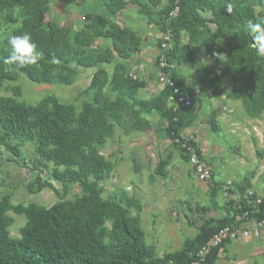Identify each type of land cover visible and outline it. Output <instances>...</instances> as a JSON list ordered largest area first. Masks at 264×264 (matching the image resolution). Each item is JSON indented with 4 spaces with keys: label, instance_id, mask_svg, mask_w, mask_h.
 Returning <instances> with one entry per match:
<instances>
[{
    "label": "rangeland",
    "instance_id": "374dc122",
    "mask_svg": "<svg viewBox=\"0 0 264 264\" xmlns=\"http://www.w3.org/2000/svg\"><path fill=\"white\" fill-rule=\"evenodd\" d=\"M124 1L127 10L110 16L106 0H42L47 9L43 24L67 29L74 35L85 25H92L93 32H104L113 23L134 34L139 51L126 60L113 55L111 64H98L90 69L71 63L70 86L37 85L19 77L16 82L1 85L0 98H12L30 107L52 98L79 113L84 103H91L92 92L88 91V86L97 73L106 81L104 98L109 102L116 101L117 95L110 90L109 82L117 66H121L125 77L142 84L135 96L136 103H147L162 95L160 74L171 78L174 73L185 83L196 119L181 136L192 138L211 169L210 183L200 184L194 179L183 154L166 133L167 122L155 112L145 111L130 101L127 104L131 112L123 115L121 127L114 125L111 137L97 149L111 165L99 184L102 198L117 199L124 194L139 202L140 212L131 209L130 215L138 217L144 242L153 257L159 259L181 252L202 227L215 228L217 222L226 217L238 221L240 216H235V209L246 192L264 198V113L256 117L245 113L242 105L244 83L240 75L217 65L211 56L212 49L223 54L221 59L225 60L230 34L203 33L198 36L182 33L181 49L174 63L169 65L171 68L164 73L159 67L160 56L166 55L161 43L163 37L169 35L171 48V35L162 31L159 15L167 0H137L151 12L150 20L140 15L136 7H131V0ZM154 1L157 6L153 5ZM258 12L260 10L256 9L253 14ZM8 15L17 20L18 9L0 12V50L3 51H8L7 36L19 25L18 22L8 23ZM109 45L96 38L90 50L71 46V55L92 59ZM14 88L19 89L18 97L13 95ZM168 104L171 107V103ZM132 113L137 114L139 123ZM20 151V158L15 159L0 147V198L8 197L12 207L36 205L49 208L81 196L77 184H70L64 190L51 182V166L43 169L42 174L33 171L34 154L30 145H22ZM30 184H33L32 193L27 190ZM42 184L52 188L45 187L37 192ZM6 216L11 219L9 237L18 238L19 229L26 223L24 216L12 211ZM238 223V228H253L252 223L240 220ZM211 264H264V226L255 241L225 243Z\"/></svg>",
    "mask_w": 264,
    "mask_h": 264
},
{
    "label": "trees",
    "instance_id": "16d2710c",
    "mask_svg": "<svg viewBox=\"0 0 264 264\" xmlns=\"http://www.w3.org/2000/svg\"><path fill=\"white\" fill-rule=\"evenodd\" d=\"M106 2L110 16L120 13L127 5L124 0ZM130 3L138 6L140 15L151 19L152 14L145 5L137 0ZM157 4V1L153 2L154 6ZM178 7L176 18L168 19L173 1L167 0L159 15L162 31L171 35V50L165 55L167 65L176 60L182 33L198 36L228 33L230 39L225 60L217 59L214 54L219 52L212 49L211 56L217 65L240 75L244 83L242 105L245 113L249 117L264 113V58L256 54L247 30L249 21L264 20L263 0H178ZM13 9H18V19L8 15L6 20L19 25L11 35L30 33L43 58L39 67L18 69L15 65L4 64L8 51L0 50V87L6 82H16L19 77L37 85L70 86L71 63L90 69L98 64H111L113 55L126 60L139 51L134 34L113 23L104 32H93L92 25H85L80 32L71 35L67 29L43 24L47 9L42 0H0V12ZM256 9L260 12L254 15ZM96 38L110 44L102 54H95L92 59L72 57L71 46L90 50ZM162 72L168 71L163 69ZM170 79L181 94L187 95L181 79H177L174 73ZM105 84L103 75L92 76L88 86V91L92 92L91 103H84L79 113L52 98L43 99L33 107L24 106L12 98H0V147L19 159L20 147L30 145L34 154L33 171L42 174L43 169L51 166V182L64 190L70 184H77L81 192V196L73 201L58 202L49 208L36 205L12 207L8 197L0 198V264H192L197 260L198 251L219 229L239 227L234 217H226L218 221L215 228H200L181 252L159 259L153 257L144 242L138 217L130 215L131 209L140 212L139 202L124 194L117 199L102 198L99 184L109 173L111 165L97 149L111 137L114 125L121 127L123 115L131 112L128 101L165 120L166 133L173 144L195 121L196 113L190 106L173 111L168 104V88L163 89L162 95L155 100L136 103L135 96L142 84L125 77L121 66L116 67L109 82L110 90L117 95L115 102L104 98ZM13 95L19 96L18 88L13 89ZM132 114L139 123L137 114ZM174 146L182 153L177 145ZM183 160L187 163L184 155ZM32 187L33 184L27 186L28 192L32 193ZM45 187L52 188L49 184H42L36 191ZM247 210L246 203L240 201L235 216H241ZM9 211L23 215L26 220L18 231V238L9 237L11 219L6 216ZM261 218V212L252 213L249 221H260ZM223 245L225 243L212 249L202 264H211Z\"/></svg>",
    "mask_w": 264,
    "mask_h": 264
},
{
    "label": "built area",
    "instance_id": "2783aa9c",
    "mask_svg": "<svg viewBox=\"0 0 264 264\" xmlns=\"http://www.w3.org/2000/svg\"><path fill=\"white\" fill-rule=\"evenodd\" d=\"M173 1V9L168 15V19L176 18L179 7L178 0ZM170 36L167 35L163 37L161 43V49L166 53L171 50L169 46ZM159 67L161 70L171 68L167 65L165 61V56H160L159 59ZM159 83L162 89L168 88L170 89V97L169 102L173 107V111H179L186 109L190 106V102L188 96L186 94H181L174 86L173 81L168 78L164 74L159 75ZM174 144L179 147L182 151V154L187 157V165L190 167L191 173L194 179L200 184H208L212 180V173L209 167L204 164L202 160V156L200 155V151L196 149L192 144V138H184L180 137L179 139L174 140ZM242 200L246 203L249 210L244 211L238 221H244L252 223V229H242V228H230L224 227L219 229L210 239L209 241L198 251L196 255V262L192 264H202L204 259L209 255L212 249L217 248L221 244L236 242V241H246V240H256L260 237V230L264 226V198L260 195L253 192H246L242 197ZM262 214V218L260 221H249V216L252 213H260Z\"/></svg>",
    "mask_w": 264,
    "mask_h": 264
},
{
    "label": "clouds",
    "instance_id": "9594fccd",
    "mask_svg": "<svg viewBox=\"0 0 264 264\" xmlns=\"http://www.w3.org/2000/svg\"><path fill=\"white\" fill-rule=\"evenodd\" d=\"M247 30L256 54L264 58V20H259L258 22L249 21ZM6 48L8 49V55L4 60V64L15 65L18 69L39 67V63L43 58V53L38 50V46L33 41L31 34L27 32L19 35H8ZM214 55L219 60L224 57L223 54Z\"/></svg>",
    "mask_w": 264,
    "mask_h": 264
},
{
    "label": "crops",
    "instance_id": "0c3cea01",
    "mask_svg": "<svg viewBox=\"0 0 264 264\" xmlns=\"http://www.w3.org/2000/svg\"><path fill=\"white\" fill-rule=\"evenodd\" d=\"M127 6H128V5H126L125 8H124V10H122L121 12L126 11L127 8H128ZM131 7H132V8H133V7H136L137 10H138V6H136V5L131 4ZM121 12H120V13H121ZM202 160H203L204 164H207L206 161L204 160V158H202ZM206 166H207V165H206ZM210 170H211V169H210ZM211 173H212V172H211ZM256 194H257V193H256ZM258 195H259V194H258ZM262 197H263V196H262ZM250 241H255V240H250ZM231 243H233V242H230V243H228V244H231Z\"/></svg>",
    "mask_w": 264,
    "mask_h": 264
}]
</instances>
